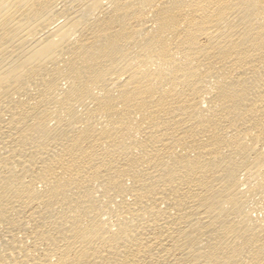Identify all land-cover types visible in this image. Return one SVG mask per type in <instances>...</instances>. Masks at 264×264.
Here are the masks:
<instances>
[{
  "label": "bare ground",
  "instance_id": "obj_1",
  "mask_svg": "<svg viewBox=\"0 0 264 264\" xmlns=\"http://www.w3.org/2000/svg\"><path fill=\"white\" fill-rule=\"evenodd\" d=\"M0 264H264V0H0Z\"/></svg>",
  "mask_w": 264,
  "mask_h": 264
}]
</instances>
